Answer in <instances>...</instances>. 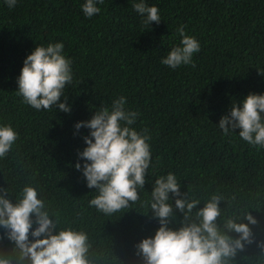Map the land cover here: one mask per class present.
Returning <instances> with one entry per match:
<instances>
[{
	"label": "trees",
	"instance_id": "trees-1",
	"mask_svg": "<svg viewBox=\"0 0 264 264\" xmlns=\"http://www.w3.org/2000/svg\"><path fill=\"white\" fill-rule=\"evenodd\" d=\"M85 2L17 0L10 9L0 0V126L18 133L0 158V187L9 189L13 203L23 187H35L50 218L58 220L57 231L70 227L88 235L91 264H144L136 245L160 227L150 210L151 192L157 178L173 173L181 193L199 200L193 211L213 194L225 197L219 225L249 211L258 221L249 225L255 241L229 264H264V246L257 243L264 241V147L248 144L238 128L225 134L218 126L233 103L264 94V75L258 74L264 70V0H145L162 19L151 26L133 9L139 0H105L91 18L83 14ZM182 25L201 47L195 66L172 69L161 60L180 45ZM56 42L72 61L73 82L64 89L70 112L58 106L38 111L17 92L26 56ZM120 96L126 109L139 113L132 127L148 130L151 163L139 200L106 215L90 206L98 191L75 167L90 132L75 124L110 109ZM169 196L175 220L168 227L176 230L184 214ZM0 237V252L10 253L14 244L2 227Z\"/></svg>",
	"mask_w": 264,
	"mask_h": 264
},
{
	"label": "clouds",
	"instance_id": "clouds-1",
	"mask_svg": "<svg viewBox=\"0 0 264 264\" xmlns=\"http://www.w3.org/2000/svg\"><path fill=\"white\" fill-rule=\"evenodd\" d=\"M104 2L86 0L82 5L85 17L100 13L97 5ZM5 3L11 9L17 0H5ZM132 6L143 17L144 25L161 22L157 6H149L145 0L134 2ZM177 31L182 38L180 45L173 47L161 63L172 69L181 65L195 66L193 55L200 51L199 41L186 35L183 25ZM63 50L62 42L37 45L24 60L17 78V92L24 103L38 111L57 106L61 111H71L64 89L73 82L72 61ZM258 74L264 75V70L258 69ZM126 102V97L120 96L113 100L110 109L101 107L89 120L75 124L77 130L81 127L90 130L89 135L84 136L86 147L78 153L75 167L82 171L88 188L98 191L89 201L90 206L106 215L128 209L139 200L138 189L144 188L151 163L148 130L138 132L132 127L139 113L126 109ZM218 126L225 134L238 128L239 136L248 144L264 147V94L249 93L242 101L233 103L230 113L220 118ZM17 139L18 133L11 125L0 126V158L7 156ZM169 193L176 197L175 208L184 214L176 230L168 227L175 220ZM9 194L8 188L0 187V227L14 247L10 253L0 252V264H23L24 261L28 264H91L88 235L70 227L57 231L58 220L50 218L35 187H23L15 203ZM151 197L150 210L158 218L160 227L154 237L144 238L136 245L144 264H229L238 251L255 241L249 225H256L258 221L249 211L242 217H226L223 225H219V205L225 197L213 194L204 207L193 211L199 200H189L187 194L181 193L173 173L155 180ZM33 223L37 225L34 229ZM257 243L264 246V241Z\"/></svg>",
	"mask_w": 264,
	"mask_h": 264
}]
</instances>
